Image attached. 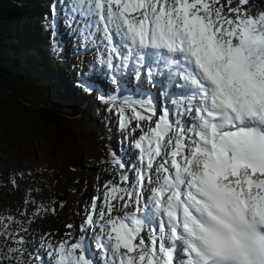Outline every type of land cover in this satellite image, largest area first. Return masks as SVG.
<instances>
[{
    "label": "snow or ice",
    "instance_id": "snow-or-ice-1",
    "mask_svg": "<svg viewBox=\"0 0 264 264\" xmlns=\"http://www.w3.org/2000/svg\"><path fill=\"white\" fill-rule=\"evenodd\" d=\"M246 3L227 14L221 0L73 4L87 21L86 39L93 28L102 32L109 56L101 63L112 82L123 89L129 81L120 77L134 74L140 83H160L164 97L159 109L150 93L119 104L99 97L115 108L121 130L135 120L142 133L134 145L141 165H133L135 180L121 175L106 183L102 203L93 197L85 217V226L104 234L96 240L104 264H264V13L249 15ZM52 11L55 17V5ZM81 86L92 91L86 80ZM153 117L145 131L141 122ZM146 181L156 184L148 197ZM146 228L148 238L141 235ZM3 236L24 243L8 225ZM42 247L50 264H100L86 235Z\"/></svg>",
    "mask_w": 264,
    "mask_h": 264
},
{
    "label": "rangeland",
    "instance_id": "rangeland-1",
    "mask_svg": "<svg viewBox=\"0 0 264 264\" xmlns=\"http://www.w3.org/2000/svg\"><path fill=\"white\" fill-rule=\"evenodd\" d=\"M38 1L45 7L50 6L51 0ZM63 1L66 3L67 11L63 6ZM75 2L76 0H60V8L63 7L67 20L60 34L65 47L64 57L67 60L76 59L78 61L69 69L73 80L71 83L66 81V85L67 88L71 87L68 88L69 90L76 93L89 94L91 92L81 86V80L91 83V79L98 77L96 87L101 89L102 93H95L94 101L87 103L86 108L92 111L105 107L103 114L115 131L109 147L114 155L110 156L107 151L96 148L103 136L101 131H93L97 128L101 129L99 120L93 118L87 125L79 122L81 118L79 121L67 122L65 127L73 131V138L76 140L67 137L65 146L62 143H60L61 146H56L48 138L52 136V132L47 129V133H44L41 130V122L36 119V113L33 111L36 102L39 103L44 99L43 96L32 94L28 100H23L0 90V101L3 108V117L0 119V179L5 183L0 197V260L6 261L7 264H21V261L25 264H44L45 261H49L50 264L49 249L42 247L45 242L55 246L64 240L69 243L75 242L83 235H86L88 240L96 234L103 236L99 227L85 226V217L90 211L89 205L92 198L99 197L97 204L100 205L106 191L104 187L106 183L111 181L112 184H116L121 179V175H129L134 181L136 171L134 168L132 171L129 170L133 165L139 168L138 162L133 158L136 137L132 135L140 132L135 127L136 121L131 122L130 129L121 130L116 111H111L107 103L99 97H110V94L118 97L121 92L126 95L125 97H147L143 95L144 93L135 95L133 89L136 83H132L130 78L121 76V80H127L129 83L123 89L118 86L115 89L111 74L98 72L100 59L97 53L100 52V48L95 51L91 45L93 43L96 45L100 41L97 36L86 39L88 32L83 25L87 21L85 18L83 23L78 20L77 15L81 12L73 10L72 6ZM221 3L224 5L225 14L229 7L239 6V0H231L230 5L228 0H221ZM243 10L252 16L264 13V0H247ZM232 18L235 19V17ZM140 86L142 87V84ZM126 114L129 117L132 115L130 110ZM84 119L87 120V118ZM155 120L156 117H153L152 124H149L147 120L142 121L141 124L144 129H148L149 125L154 126ZM79 130L81 133H89L83 135L79 133ZM78 134L81 135L78 137ZM76 147H79V151L75 157L73 153ZM78 158L79 165L74 167L73 162ZM120 158L126 165L125 168L120 167ZM79 176L85 180L86 193L77 195L74 200L66 201L58 211L55 210V203L60 205L62 202L58 197L68 193L66 186L71 182L75 183ZM146 184L144 192L151 190V187L148 189L147 181ZM134 207L132 205L123 208L122 214H129ZM9 217L11 222H9ZM68 224L74 227L69 229L66 227ZM5 225H8L10 232L16 234L17 240L23 238L22 245L4 239ZM82 226L87 228L86 233L79 231ZM66 233H71V235H65ZM97 237L99 236H93L90 244L94 253L97 251ZM9 248H20L23 255L9 251ZM37 254L41 257L40 260L36 259ZM95 254L96 258L100 256V254ZM29 255L33 258H29Z\"/></svg>",
    "mask_w": 264,
    "mask_h": 264
},
{
    "label": "trees",
    "instance_id": "trees-1",
    "mask_svg": "<svg viewBox=\"0 0 264 264\" xmlns=\"http://www.w3.org/2000/svg\"><path fill=\"white\" fill-rule=\"evenodd\" d=\"M49 4L43 7L38 0H0V90L23 100H28L32 94L42 95L44 99L36 102L33 111L41 122V130L44 133H47V129L52 132L48 138L56 146H61L60 143L65 146L67 137L76 140L73 131L66 129L67 122L81 118L79 122L87 125L93 118L99 120L101 129L93 131L99 130L103 136L96 148L108 151L114 131L103 114L105 107L92 111L86 108L100 89L90 83L91 93L82 95L69 90L71 87L67 88L66 81L71 83L73 80L69 69L78 61L65 59L64 42L58 27L61 20L58 0H52ZM53 5L56 6L55 17ZM63 26L61 24V28ZM108 106L111 108L110 103ZM2 109L0 101V119L3 117ZM111 111H115V108ZM78 151L79 147H76L73 153L75 157ZM73 165H79V158L74 160ZM4 184L0 179V197ZM85 187L84 178L79 176L75 183L66 186L68 193L58 197L62 202L60 205L56 202L54 209L58 211L66 201L86 193Z\"/></svg>",
    "mask_w": 264,
    "mask_h": 264
},
{
    "label": "bare ground",
    "instance_id": "bare-ground-1",
    "mask_svg": "<svg viewBox=\"0 0 264 264\" xmlns=\"http://www.w3.org/2000/svg\"><path fill=\"white\" fill-rule=\"evenodd\" d=\"M234 17V16H233ZM96 18H92V20H95ZM78 20L80 21V22H82L83 23V20H84V17L82 16V15H79L78 16ZM87 23V22H86ZM83 27L85 28V24L83 25ZM86 31L88 32L89 31V29H86ZM92 31V30H91ZM90 45V44H89ZM91 52V51H90ZM92 52H94V51H92ZM95 54H96V52H95ZM98 54V53H97ZM90 56H91V54H90ZM128 84V83H127ZM126 84V85H127ZM141 84V83H140ZM94 89V88H93ZM116 89V88H115ZM129 89V88H128ZM142 90L144 91V88H142ZM127 91V90H126ZM119 92V91H118ZM133 158H135L136 159V155L135 154H133ZM138 164H139V167H141V165H140V163L138 162ZM136 176V175H135ZM154 177H156V176H153V178ZM155 180V179H154ZM94 243V242H93ZM94 251V250H93Z\"/></svg>",
    "mask_w": 264,
    "mask_h": 264
},
{
    "label": "water",
    "instance_id": "water-1",
    "mask_svg": "<svg viewBox=\"0 0 264 264\" xmlns=\"http://www.w3.org/2000/svg\"><path fill=\"white\" fill-rule=\"evenodd\" d=\"M0 261H2V264H7L6 261H4V260H0Z\"/></svg>",
    "mask_w": 264,
    "mask_h": 264
}]
</instances>
